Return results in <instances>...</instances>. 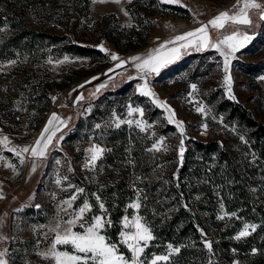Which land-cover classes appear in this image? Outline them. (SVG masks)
Segmentation results:
<instances>
[{
    "label": "rangeland",
    "instance_id": "374dc122",
    "mask_svg": "<svg viewBox=\"0 0 264 264\" xmlns=\"http://www.w3.org/2000/svg\"><path fill=\"white\" fill-rule=\"evenodd\" d=\"M84 3L85 0H0V28L5 29L0 31V137L7 136L11 141L7 147L0 145V156L4 157L0 160V191L4 197L0 199V237L6 238L0 239V251L7 249L9 264H53L37 253L50 246L53 234L49 233L46 239L44 233L55 225L58 217L67 219L85 199L93 205L85 219L99 214L92 195L97 193L112 218L121 202L126 201V207L139 189L140 214L156 237L153 246L146 250L147 255L164 254L168 244L181 248L190 243L195 253L200 250L201 261L213 259L221 264H241L244 252L239 254L240 248L233 242L247 243L249 239L248 236L240 240L234 237L244 223L258 227V221L253 216L239 215L234 209L236 201L229 202L228 193H223L219 183L222 177L212 176L220 165L218 155L205 154L195 147V141H218L234 158L243 179L248 180L251 198H259L264 191V165L260 156L243 127L217 105L228 99L222 85L223 57L213 48L181 50L179 59L161 68L159 74L151 73L147 77L156 96L175 110L178 120L184 121L186 150L182 163L178 157L179 130L168 123V113L163 108L137 91L136 85L144 82L140 79L143 73L132 63L109 70L119 62L113 61L111 54L126 61L133 56H146L176 35L207 24L220 12L235 11L242 6V0L240 5L237 0H181L177 5L186 7V13L145 0H131V3L90 0L89 11ZM257 3L262 8L249 11L251 26L226 25L222 30L210 27L209 34L216 41L238 29L252 37L235 53L231 63L232 91L237 98L233 101L246 106L257 119L264 121V80L259 79L264 76V20L259 15L264 11V0ZM139 17L141 20L133 30ZM17 25L35 29L32 40L28 34L22 39L24 43L5 44L13 33H20ZM40 31L65 37L53 42L50 37H42ZM67 43L94 46L100 49V55L68 51L64 47ZM100 45L108 51H102ZM93 77L99 78L93 80ZM102 83L107 86L97 92ZM192 84L197 85V92L192 91ZM81 94L84 99L76 103ZM197 101L205 106L206 115L195 110ZM128 105L144 108L143 119L152 127L144 132L134 124L116 128L111 123L113 113L125 120L140 118L139 114L127 115ZM53 113L67 121V127L57 134L63 139L54 140L42 159L24 154L21 164L20 158L9 149L34 145ZM96 124L101 127L97 129ZM204 124H207L206 131ZM160 137H164L167 151H148ZM94 143L111 151L105 152L93 171L85 168V164L86 150ZM7 163L14 164L15 170L6 167ZM57 177L62 179L60 185L56 184ZM69 185L84 188L85 192L64 213L60 210L61 202L75 192ZM221 203L224 211L235 212L239 219H217L222 214ZM176 210L183 218L173 227L172 236H183L184 242H162L169 234L156 235L154 228L164 229V223ZM128 214H132L131 209ZM184 219H193L206 233L202 236L198 230L202 245H197L191 226L182 229ZM75 230L82 231L79 227ZM205 239L212 241L211 252L204 246ZM253 249L258 250L254 246L251 252Z\"/></svg>",
    "mask_w": 264,
    "mask_h": 264
},
{
    "label": "snow or ice",
    "instance_id": "6c2138e0",
    "mask_svg": "<svg viewBox=\"0 0 264 264\" xmlns=\"http://www.w3.org/2000/svg\"><path fill=\"white\" fill-rule=\"evenodd\" d=\"M105 2V0H101ZM116 3H120L121 0H114ZM131 3V0H128ZM164 4H181V0H161ZM237 4H241V0H237ZM183 6V5H182ZM262 5L257 3V0H242V6H239L235 11L226 10L220 12L218 15L208 21L207 24H203L201 27L196 28L192 31L185 32L181 35H176L174 38L167 40L159 45V47L150 50L146 56H133L129 60H122L117 54H111L113 61H119L115 68L109 71H115L116 68L124 67L128 63H132L135 68L143 73L140 77L144 82L137 84L136 88L140 95L146 96L150 101L157 107L163 108L167 113L168 123L174 124L179 130L181 135L180 144L178 147L179 161L182 163L184 158L185 146H184V121L176 118L177 114L166 101H161L156 93L150 88L148 83V75L151 73L159 74L161 68L175 62L180 58L181 50L194 49L195 51H203L208 48L215 49L221 57H223V72L224 77L222 81L223 87L226 89L227 98L230 100H237L236 96L232 91L233 78L231 75V63L235 58V53L241 48L245 47L252 39L247 32H241L238 29L232 31L231 34L224 35L222 38L213 41L210 34L209 28L222 30L226 25L232 26H251L253 24L252 18L249 16L251 9H261ZM127 15V13H125ZM260 19L264 20V11L260 12ZM5 29L0 28V31ZM102 51L107 52V49L100 45ZM68 59L67 57L65 58ZM10 63L14 64L15 61ZM99 77H93L92 79H98ZM109 79H112L109 77ZM131 79V78H130ZM260 80H264V76L259 77ZM85 83H91L86 81ZM107 86L106 83L98 85L96 91L99 92L101 89ZM79 87H84L80 85ZM191 89L193 92H197V85L192 84ZM191 95V93H190ZM84 96L81 94L77 97L76 103L83 100ZM55 100V97H53ZM238 102V101H237ZM198 107L195 109L198 113L206 115L205 106L196 102ZM90 110V109H89ZM144 108L132 107L128 105L127 115L129 117L139 114V119H121L115 113H113L112 124L116 128H119L122 124L132 126L133 124L144 132L152 125L143 119ZM67 127V121L59 117L56 113H53L47 124L42 129L39 137L36 139L34 145L25 146L17 150L16 148L9 149L15 156L20 158V163H24V154H30L31 157L36 159L44 158L49 148L53 145L54 140L57 142L63 139V136H57L58 133L62 132L63 128ZM95 127L99 129L100 124H96ZM204 130H207V124L202 125ZM154 135V133H153ZM243 140L244 138L241 137ZM247 143V141H244ZM11 141L7 136L0 137V145L7 147ZM148 151H167V146L164 145V137H160ZM87 162L85 168L89 170H95L97 163L103 158L106 149L100 144H92L87 150ZM0 160H4L3 156H0ZM59 163V161H57ZM6 167L15 170V165L7 163ZM36 165L33 164L32 170L35 171ZM71 171V169H69ZM64 180L67 177H63ZM62 179L57 177L56 184L60 185ZM69 187L75 188L73 195L61 202L60 210L67 213L68 209L73 208V203L77 200L78 196L85 192L84 188H78L75 185H69ZM95 197L96 206L98 207L99 214H93L89 220L85 217L88 213L92 212L93 205L88 202L87 199L83 202L82 206L75 209L72 213L68 214V218L65 219L63 216L58 217L54 226L48 227V231L44 233L47 239L48 234L52 233V240L50 246L46 251L37 253L45 260H51L53 264H171V257L174 254H179L181 251L180 247H174L172 244L166 246L167 250L164 254L150 255L146 254V250L153 246L152 242L156 239L153 234V229L149 222L144 216L140 214L142 207L141 190L136 189V196L132 199L125 207V214L119 221V232L118 240L113 241L108 235V229L114 227V222L111 218V212L106 207L105 201L102 200L101 196L97 193H92ZM4 198L2 191H0V199ZM198 198V197H197ZM39 207V205H37ZM187 208V204L184 205ZM132 210V214H128V210ZM222 214L217 216V219L224 220L226 217L232 218L237 217L235 212L228 213L224 211L223 203L220 204ZM45 227V226H41ZM79 227L82 231H76ZM257 225L244 223L242 229L234 237L236 240L247 237L255 232ZM202 236H206L203 229H199ZM0 239H6L0 237ZM204 246L209 252L212 251V241L205 239ZM121 247L125 248L127 253L125 255L121 251ZM71 249L70 251L68 249ZM235 251V249H233ZM256 250L253 249V252ZM7 257V249L0 251V264H9ZM238 264V262H237Z\"/></svg>",
    "mask_w": 264,
    "mask_h": 264
},
{
    "label": "trees",
    "instance_id": "16d2710c",
    "mask_svg": "<svg viewBox=\"0 0 264 264\" xmlns=\"http://www.w3.org/2000/svg\"><path fill=\"white\" fill-rule=\"evenodd\" d=\"M135 1L144 0H134V2ZM145 1H147L149 4L166 5L168 7H171L173 11L182 10L184 11V13H186L187 9L186 7L177 4H164L161 2V0ZM84 8L87 11L90 10V0H85ZM103 17H105V15ZM138 20H141L140 17L133 24V30L136 29L135 27L137 25ZM139 23H141V21ZM20 26L16 27L20 33H13V35L9 37L10 39L6 40L5 44H14L21 41L24 43L22 39L28 34V37H30L29 40H32V36L33 34L35 35L36 30L27 29L24 27V25ZM40 33L42 37H50V40L53 42H57L60 40V38L65 37H61L60 35L55 34H49L43 31H40ZM142 43L143 42H140V44ZM64 47L68 51L79 54L100 55V49L90 45H85L81 43H67L64 45ZM217 105L219 107V110L227 111L228 116L230 118H233L234 120L236 119L237 123L243 127L245 134L251 143V146L256 150V152L260 156V161L262 165H264V121L257 119L252 114L250 109H247L246 106L236 103L233 100L223 99ZM195 147L196 149L203 151L205 154L216 153L218 155L220 165L217 166V170L214 169V173L212 176H215L216 179L222 177V180L219 183L223 188V193H228L226 196L229 202L236 201V206L234 207V209L238 210L239 215H244L248 217L253 216V220L258 221V227L255 232L248 236L247 239H249V241L247 243L233 242L240 248L239 254H242V252H244V254L242 255L243 259L241 264H264V191L261 192L258 199L255 200L251 198L248 189L249 183L246 182L248 180L243 179L239 166L234 162V158L231 156L229 151L221 147L218 141H211L209 143L195 141ZM254 168H258V166H255ZM250 182V184L252 185V183H254V180ZM125 202L126 201H122L116 213L112 214V218L114 219V227L108 229V235L112 238V240L118 239V232L120 230L119 219L121 215L125 213ZM182 218L183 217H181V213L176 210L173 212V215H171L170 218H168L167 221L164 223V229H161L159 231L158 228H154L156 235L164 233L169 234L168 236L166 235L163 238L162 242H184L185 238L183 236H180L179 238H174L172 236L173 227L176 226V223ZM184 220L186 222L182 229L185 230L189 226H191L193 232H195L194 234L196 235L194 238L197 239V245H202L203 243L202 241H200V234L198 233L199 227L198 224L196 225V221H194L193 219ZM222 242L223 241H220V243ZM226 244L227 246L229 245V243ZM254 246H256L258 250L256 252H251ZM121 250H125V253H127L126 249ZM199 251L200 250L197 249V253H195L196 249H194V247H192L190 243H187L181 247V251L179 254H174L171 257V264H221L219 260L215 261L213 259L211 262L201 261L200 259H198L200 255Z\"/></svg>",
    "mask_w": 264,
    "mask_h": 264
}]
</instances>
